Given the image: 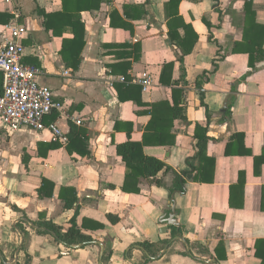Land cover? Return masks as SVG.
I'll use <instances>...</instances> for the list:
<instances>
[{
	"label": "crops",
	"instance_id": "1",
	"mask_svg": "<svg viewBox=\"0 0 264 264\" xmlns=\"http://www.w3.org/2000/svg\"><path fill=\"white\" fill-rule=\"evenodd\" d=\"M126 6H143L146 13L129 8L135 16L127 17ZM62 9V0H0V12L28 29L24 62L41 69L39 82L65 104L64 113L47 116L46 123L56 122L68 136L62 144L47 129L0 127V264H263L255 245L264 239V162H256L264 152V0L106 1L82 12L86 45L77 70L61 52L64 38L73 35L55 36L39 14ZM6 26L0 24V37ZM251 52L260 57L255 67ZM167 63L174 64L173 85L161 82ZM145 74L153 80L146 91L137 81ZM135 86L141 91L128 89ZM175 96L187 120L167 128L172 143L144 148L171 167L157 176L164 185L142 178L140 192L124 191L126 164L117 145L142 141L150 104L172 105ZM198 123L208 125L213 183L196 182L189 173ZM72 125L76 139L68 146ZM236 133L244 134L239 145ZM54 143L61 145L50 149ZM175 172L186 179L185 192L171 194ZM44 179L54 183L51 197L40 196ZM240 179L243 192L235 188ZM74 190L77 202L65 207ZM174 203L179 225L163 222ZM43 218L66 229L75 218L93 242L66 246L38 232L34 223ZM172 226L182 234L157 257L137 245L171 238Z\"/></svg>",
	"mask_w": 264,
	"mask_h": 264
},
{
	"label": "trees",
	"instance_id": "2",
	"mask_svg": "<svg viewBox=\"0 0 264 264\" xmlns=\"http://www.w3.org/2000/svg\"><path fill=\"white\" fill-rule=\"evenodd\" d=\"M109 0H62L63 9L60 12L47 13L44 10H39V14L43 15L45 18V26L47 30H52L55 36H63L65 32L71 33L72 38H64L62 55L68 66H71L74 70H77L81 63V56L83 49L86 45L85 35L86 27L85 23L82 20L83 11H92L97 10L101 7L102 3ZM180 0H172V3L175 2L177 5ZM142 7V8H141ZM129 8L131 10L143 9V12L146 13V10L143 6L134 7L126 6L125 14L127 17L135 16L130 14ZM116 11L112 12V26H116L115 18ZM14 18V15L9 12H0V24H7ZM127 23H121L122 26H126ZM120 25V24H119ZM250 41V40H248ZM193 45L189 47L187 51H190ZM135 50H138L137 54L135 53V59L140 57V46L135 45ZM262 49V46L260 47ZM250 64L252 67H255V62L260 59L258 54L254 52L249 54ZM173 63H167L161 74V82L165 85H173L171 70H173ZM131 65H127V70ZM169 76V77H168ZM128 77V76H127ZM135 88L136 90L141 91V87H129ZM127 89V88H126ZM3 75L0 73V96L3 94ZM177 90H175L176 92ZM140 102V100H139ZM151 109L148 111L151 114L150 125L147 127L143 140L142 141H133L129 140L123 144L117 145V152L122 157L123 161L126 164V180L123 187L124 191L127 192H140L139 182L142 178L148 179L149 182L155 183L157 185H164L162 180L157 178L158 174L161 171L168 172L171 170V167L166 164L164 161L145 154L144 148L146 145H151L152 143H157L158 145H167V143L173 142V137L170 135L167 128L172 127L176 119L187 120V110L184 104H180V98L175 96L174 104L169 105L168 101L157 102L150 104ZM75 129L76 127L72 125V133L69 137L68 146L72 143L75 138ZM152 131H155V134H152ZM151 136H157L159 141H151ZM195 137L198 139L197 146L198 150L192 158L189 159L190 170L189 173L193 175V180L201 183H213L215 180V159L208 156L207 146L210 140L208 135V125L198 123L196 125ZM235 144L239 145L244 140V134L236 133L234 135ZM59 143L49 144L50 149L60 146ZM86 146V144H85ZM70 148V147H69ZM240 152V151H239ZM88 154L89 151L86 150L83 152ZM226 153L230 155L232 153L230 144H227ZM258 164L264 162V152L260 158H256ZM186 179L178 173L175 172L174 185L170 188L171 194L175 191L185 192ZM245 181L240 179L239 183L235 186L236 190H241L243 188ZM234 190V188H233ZM41 197H51L54 194V183L44 179V182L39 190ZM70 197L65 201V207L72 208L77 202V194L74 190L70 193ZM232 205V200H231ZM234 205V204H233ZM232 205V206H233ZM27 222V220H25ZM34 225L37 227L38 232L40 233H50L53 234L56 240L66 246L76 247L91 244L93 242V237L89 234L84 233L79 225L76 222V219L71 220V226L65 228L62 225L56 224L53 221L47 219H40L35 222ZM18 227L21 231L26 232L22 224L18 223ZM173 234L172 237L165 240H160L159 242H150L142 241L137 245L144 248L149 258L157 257L161 250H163L174 237L182 234V231L177 226H172ZM256 255L262 259L264 264V239H260L256 242Z\"/></svg>",
	"mask_w": 264,
	"mask_h": 264
},
{
	"label": "built area",
	"instance_id": "3",
	"mask_svg": "<svg viewBox=\"0 0 264 264\" xmlns=\"http://www.w3.org/2000/svg\"><path fill=\"white\" fill-rule=\"evenodd\" d=\"M6 25V32L0 37V73L3 75L4 87L0 96V127L9 132L24 127L38 131L47 129L53 141L66 144L68 136L58 124L46 123L47 116L63 114L65 104L55 98L51 88L39 82L41 69L23 60V39L28 34L27 27L17 19H12ZM137 81L144 91L153 85L152 78L147 74ZM73 120L79 125L83 123L81 118Z\"/></svg>",
	"mask_w": 264,
	"mask_h": 264
},
{
	"label": "water",
	"instance_id": "4",
	"mask_svg": "<svg viewBox=\"0 0 264 264\" xmlns=\"http://www.w3.org/2000/svg\"><path fill=\"white\" fill-rule=\"evenodd\" d=\"M189 178L191 179V175H189ZM163 222H167L168 224H174L179 225V221L176 218V208L175 203L173 204L171 208V213L168 218H165ZM164 231H166V228H164Z\"/></svg>",
	"mask_w": 264,
	"mask_h": 264
}]
</instances>
